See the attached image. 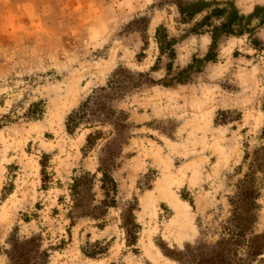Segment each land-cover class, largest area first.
<instances>
[{
  "label": "rangeland",
  "instance_id": "obj_1",
  "mask_svg": "<svg viewBox=\"0 0 264 264\" xmlns=\"http://www.w3.org/2000/svg\"><path fill=\"white\" fill-rule=\"evenodd\" d=\"M90 96L98 108L68 133ZM260 147L264 0H0V264H264ZM105 158L116 206L79 215L68 186L94 174L98 204ZM86 241L107 251L88 258Z\"/></svg>",
  "mask_w": 264,
  "mask_h": 264
},
{
  "label": "trees",
  "instance_id": "obj_2",
  "mask_svg": "<svg viewBox=\"0 0 264 264\" xmlns=\"http://www.w3.org/2000/svg\"><path fill=\"white\" fill-rule=\"evenodd\" d=\"M112 82V81H110ZM115 83V82H114ZM83 102L76 110H73L67 117L65 122L66 131L68 133H72L75 128L78 127L82 122L89 121V117L94 114L93 112L98 108L99 102H90V98ZM97 96L94 97L96 99ZM85 119V120H84ZM100 138L99 134L89 133L86 136V147L92 148L95 144L96 140ZM255 155L258 152H261V156L264 159V147H260L256 149ZM247 156V155H246ZM40 164V174H41V189L47 190L52 183L51 173L48 171L49 168V157L46 154H42L39 160ZM114 166V162L112 158H105L103 162L98 166L97 172L100 173L101 178L100 181V189L103 192V197L99 200L98 204L92 205L94 199L90 196L92 188L94 186V178L95 175L90 172L83 171L78 175L72 178V183L69 184V196L72 202L71 208L75 210L79 215H88L92 216L95 219H98L99 216H103L108 208L116 206V193H117V183L111 175L110 169ZM254 180V176L250 173L244 175V179L241 181V184L248 183L252 185ZM251 181V182H250ZM12 186V182L8 181L6 185L2 187V197L5 196L6 193L10 190ZM244 194L243 187H240V192L237 197H240ZM251 197L249 199H245L246 204L248 205L245 208V212H251L253 208L256 207V199L258 193L256 190H252L248 192ZM60 200L63 198L60 197ZM244 201V199L242 200ZM136 211V200L131 202L127 207L124 215L121 217V224L124 228V233L126 237V246L131 248L136 245L138 240V234L140 232V224L136 221L134 216V212ZM236 215L240 214L239 209L235 210ZM240 232H243L239 229ZM134 249V248H132ZM84 256L88 258H96L101 256L103 253L107 251L106 244H103L99 241H86L84 246L81 249ZM262 254L261 250H256L254 255Z\"/></svg>",
  "mask_w": 264,
  "mask_h": 264
}]
</instances>
